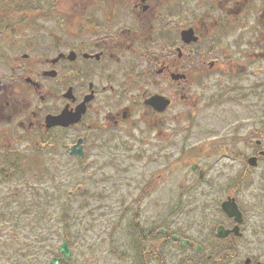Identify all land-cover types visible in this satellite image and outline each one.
<instances>
[{
	"label": "flooded vegetation",
	"instance_id": "obj_1",
	"mask_svg": "<svg viewBox=\"0 0 264 264\" xmlns=\"http://www.w3.org/2000/svg\"><path fill=\"white\" fill-rule=\"evenodd\" d=\"M223 99L233 121L209 142L210 164L183 151L135 194L121 179L79 194L93 210L130 213L117 215V257L130 264H264V0H0V160L61 146L89 167L115 164L132 141L180 148L204 103ZM63 110L70 123L49 125ZM78 138L82 159L69 147ZM171 167L190 170L172 194Z\"/></svg>",
	"mask_w": 264,
	"mask_h": 264
},
{
	"label": "rangeland",
	"instance_id": "obj_2",
	"mask_svg": "<svg viewBox=\"0 0 264 264\" xmlns=\"http://www.w3.org/2000/svg\"><path fill=\"white\" fill-rule=\"evenodd\" d=\"M41 23L46 27H50V21L48 20L43 19ZM204 95L208 99L207 102H209L212 93L208 92ZM202 110L203 113L200 119L195 121L193 127L182 133L180 138L175 141L178 147L181 146L180 148H173L171 145L164 149L157 143L147 144V140L145 142L138 140L136 143L132 141L129 148H119L121 160H116L115 164H96L84 170L68 158L66 151L61 146L51 153L45 152L44 154L33 152L31 149H17L16 151L20 152L21 156L24 157L23 160H25L24 162L21 160L20 163L23 170H26L24 172L25 176L14 178L8 182H0V206L8 204V217L6 219L8 222H21L23 226L16 229L15 235L10 231L13 229L11 226L0 232V240L3 237L10 239L17 237V240H19L8 242L9 245L5 243L6 245L0 248V264H24L19 256V253H23L24 248L30 250L25 262L28 264H47L51 255L57 251L55 247L61 244L65 236L70 238L72 247L68 264H130L129 261L117 257L118 254L127 252L125 250L127 246L126 238L122 237L118 230L117 215L127 219L130 213L123 211H119V213L115 210H93V208L85 206L82 202L83 198L80 196H76L77 198L75 197L67 203L60 199L65 193L64 191L73 189L78 184L83 185L85 190L98 193L103 185L112 187L118 179H121L122 183L125 184L123 190L130 191L132 189L131 193L135 194L134 189L137 187L135 184L142 175L147 176L155 172L163 163L173 160L190 147L194 146L200 149V145L205 143L209 145V142L214 145L213 141L230 134L233 119L224 99L222 101L216 100L209 106L204 103ZM185 124L189 123L186 122ZM57 140L68 143L71 138L67 132H58ZM156 145L159 147L155 148ZM204 149H206L204 151L205 155L201 157L199 155L198 160L201 164L203 163L202 165L210 164L218 156L216 155L217 151L210 146H204ZM156 151L158 152L155 153ZM3 153L0 149V157L3 156ZM4 162L5 160H0L1 169L7 166V163ZM33 170L43 171L44 176L39 174L38 179L33 180L35 178ZM189 171V168L175 167L171 172L175 180L170 181V194L173 193L178 180L184 173H189ZM88 173H91L92 176H89ZM40 178L43 179L39 180ZM126 179H134L135 183H131ZM46 185L53 187L60 185L65 188H62L63 193L56 194L58 191L55 189L48 190ZM47 196L60 197L51 201V204L54 203V207L58 211L62 204L68 205L72 209L66 212L68 220L66 231L63 229L62 220H52L50 222L49 219L48 221L46 216L43 215L46 208H39L35 202L33 203V201H38L36 197L46 200ZM130 197L134 198V196L125 193L121 195L122 200ZM108 200L109 203L113 201ZM44 204L46 205V203ZM112 206H114L113 203ZM51 211L53 210L51 209ZM164 214L153 213L155 217H162ZM191 215L195 217L193 212ZM12 216L13 218H11ZM153 220L158 222L159 217L153 218ZM22 241L26 242L25 245L17 250L18 248L14 244ZM7 254H10L13 259H8Z\"/></svg>",
	"mask_w": 264,
	"mask_h": 264
},
{
	"label": "trees",
	"instance_id": "obj_3",
	"mask_svg": "<svg viewBox=\"0 0 264 264\" xmlns=\"http://www.w3.org/2000/svg\"><path fill=\"white\" fill-rule=\"evenodd\" d=\"M41 174L44 176V173L41 171ZM46 188L48 189V190H50V189H55L56 191H58L56 194H60V193H63V189H62V187L60 186V185H57L56 187H52V186H50V185H46ZM61 188V189H60ZM64 188V187H63ZM60 189V190H59ZM65 192V191H64ZM54 198H56V199H59L60 197H57V196H53V197H50V196H47V199H46V205L42 202V199H40L39 198V200H40V202L38 203L41 207L40 208H42V207H44V208H46V210H45V213L43 214L44 216H46V218L48 219V221H49V219H50V222L52 221V220H58V219H60L61 218V215H62V213H60V212H57L55 209H52L53 211H54V213H53V211H51V209H50V202L54 199ZM65 199V197L62 195V198L60 199V200H64ZM64 214H65V212H64Z\"/></svg>",
	"mask_w": 264,
	"mask_h": 264
},
{
	"label": "water",
	"instance_id": "obj_4",
	"mask_svg": "<svg viewBox=\"0 0 264 264\" xmlns=\"http://www.w3.org/2000/svg\"><path fill=\"white\" fill-rule=\"evenodd\" d=\"M79 144H80V139L77 141V144H75L72 147V153L81 156L82 152H81V146H79ZM67 244H68L67 241H64V243L59 248V251L64 254L65 258L69 257V248ZM58 261H59V258L54 257L50 260L49 264H59Z\"/></svg>",
	"mask_w": 264,
	"mask_h": 264
}]
</instances>
